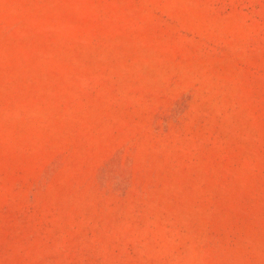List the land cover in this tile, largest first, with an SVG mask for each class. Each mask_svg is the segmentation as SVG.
Here are the masks:
<instances>
[{
  "label": "rangeland",
  "instance_id": "obj_1",
  "mask_svg": "<svg viewBox=\"0 0 264 264\" xmlns=\"http://www.w3.org/2000/svg\"><path fill=\"white\" fill-rule=\"evenodd\" d=\"M0 264H264V0H0Z\"/></svg>",
  "mask_w": 264,
  "mask_h": 264
}]
</instances>
